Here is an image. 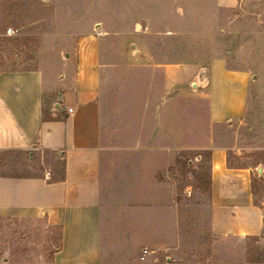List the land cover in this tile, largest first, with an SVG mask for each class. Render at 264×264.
Segmentation results:
<instances>
[{"label":"crops","instance_id":"crops-1","mask_svg":"<svg viewBox=\"0 0 264 264\" xmlns=\"http://www.w3.org/2000/svg\"><path fill=\"white\" fill-rule=\"evenodd\" d=\"M103 50L102 38L90 33L65 50L53 70L0 72V153L58 156L63 168V178L50 167L0 173V219L43 220L57 228L51 264H99L110 253L109 222H144L149 245L143 247L154 251L149 259L163 254L164 264H176L171 252L178 243L177 191L165 174L179 150L197 149L209 152L210 234L240 243L262 236L264 210L254 201L252 168L230 164L227 151L234 144L221 143L212 133L243 111L241 74L229 73L219 60L208 64L211 133L196 142L197 129L190 131L188 110L180 104L188 96L186 66L156 63L165 75L162 81L152 76L150 103L140 105L135 86L130 102L120 97L123 89L113 107L105 93L111 64ZM194 72L199 79L198 67ZM158 81L165 93L153 104ZM236 253L241 259L223 264H254L244 259V247Z\"/></svg>","mask_w":264,"mask_h":264},{"label":"rangeland","instance_id":"rangeland-1","mask_svg":"<svg viewBox=\"0 0 264 264\" xmlns=\"http://www.w3.org/2000/svg\"><path fill=\"white\" fill-rule=\"evenodd\" d=\"M8 28L13 31L7 33ZM90 33L102 38L103 59L111 64L105 75L110 106L117 105L123 89L120 97L130 102L135 86L140 105L149 104L152 76L162 81L165 75L156 63L186 66L188 96L178 102L188 110L190 131L197 129L192 141L204 142L211 133L208 64L219 60L229 73L241 74L243 111L228 126H214L212 133L217 141L234 144L227 151L230 164L252 168L254 201L264 210V0H0V72L53 70L61 65L63 52ZM197 67L199 79L194 77ZM161 81L153 104L165 93ZM205 151L179 150L178 163L165 174L179 197L174 263H232L241 259L236 250L244 247L245 260L264 264V225L262 236L243 243L210 234ZM48 167L60 171L62 160L0 153V173H40ZM109 229L110 253L99 264L165 263L163 254L157 261L141 258L143 246L149 245L148 224L109 222ZM57 246L58 229L43 220L0 219V264H51Z\"/></svg>","mask_w":264,"mask_h":264},{"label":"trees","instance_id":"trees-1","mask_svg":"<svg viewBox=\"0 0 264 264\" xmlns=\"http://www.w3.org/2000/svg\"><path fill=\"white\" fill-rule=\"evenodd\" d=\"M207 160H209V152L208 151H205V156H204ZM178 159V158H177ZM176 159V163H178V160ZM182 165H186L187 163V160H181L180 161ZM58 175V174H57ZM60 178H63V168H61V175H60ZM206 192L208 190V175H207V179H206ZM179 201V197L178 195L176 194V202ZM250 238H255V237H250ZM247 261H250V262H253L251 260H247Z\"/></svg>","mask_w":264,"mask_h":264},{"label":"built area","instance_id":"built-area-1","mask_svg":"<svg viewBox=\"0 0 264 264\" xmlns=\"http://www.w3.org/2000/svg\"><path fill=\"white\" fill-rule=\"evenodd\" d=\"M12 31H13L12 28H8V29H7V33H10V32H12ZM153 253H154L153 250H150V249H148V248H143V249L141 250V258L144 259V258L148 257L149 255H151V254H153Z\"/></svg>","mask_w":264,"mask_h":264}]
</instances>
